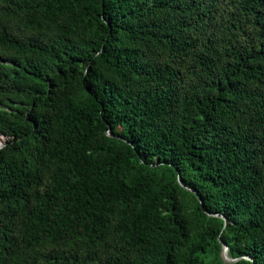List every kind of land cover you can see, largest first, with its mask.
Segmentation results:
<instances>
[{"label":"trees","instance_id":"1","mask_svg":"<svg viewBox=\"0 0 264 264\" xmlns=\"http://www.w3.org/2000/svg\"><path fill=\"white\" fill-rule=\"evenodd\" d=\"M0 264H264V0H0Z\"/></svg>","mask_w":264,"mask_h":264},{"label":"water","instance_id":"2","mask_svg":"<svg viewBox=\"0 0 264 264\" xmlns=\"http://www.w3.org/2000/svg\"><path fill=\"white\" fill-rule=\"evenodd\" d=\"M107 133L108 134H113L112 132H111V128L109 127L107 130ZM179 179V181H180V177L178 178ZM199 197V196H198ZM199 199H200V197H199ZM200 202H201V204H202V206H203V202H202V200L200 199ZM211 214H218V215H220V216H222L223 217V219L224 220H226V217L224 216V215H222L221 213H216V212H214V213H211ZM222 244H223V247H222V252H221V256L223 257V259H225V260H227V261H234V260H236V259H238L240 256H236V257H232V256H230L229 254H228V245L225 243V242H223L222 241ZM245 257H248V256H245Z\"/></svg>","mask_w":264,"mask_h":264}]
</instances>
